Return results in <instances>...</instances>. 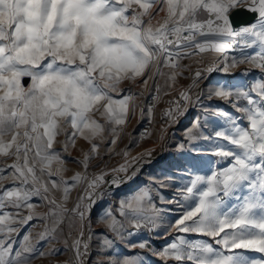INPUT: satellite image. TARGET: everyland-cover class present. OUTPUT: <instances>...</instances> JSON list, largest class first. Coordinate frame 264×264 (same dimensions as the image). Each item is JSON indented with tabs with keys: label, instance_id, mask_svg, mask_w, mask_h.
<instances>
[{
	"label": "snow or ice",
	"instance_id": "obj_1",
	"mask_svg": "<svg viewBox=\"0 0 264 264\" xmlns=\"http://www.w3.org/2000/svg\"><path fill=\"white\" fill-rule=\"evenodd\" d=\"M164 96L162 134L196 114L169 171L145 173L152 151L116 145ZM65 253L264 264V0H0V264Z\"/></svg>",
	"mask_w": 264,
	"mask_h": 264
},
{
	"label": "rangeland",
	"instance_id": "obj_2",
	"mask_svg": "<svg viewBox=\"0 0 264 264\" xmlns=\"http://www.w3.org/2000/svg\"><path fill=\"white\" fill-rule=\"evenodd\" d=\"M185 65L190 64L191 62L188 60L183 61ZM193 68H195V65H193ZM185 75H188V73H185ZM182 83L184 85H187L189 83L188 80H183ZM205 83V82H204ZM208 84V83H205ZM138 91V90H137ZM145 96H148V93H145ZM170 99L168 96H164L162 98L161 103L159 104L158 109L155 113V123L153 126L152 133L147 138H141L140 131L141 126L143 122L146 120H140L139 119V111L137 112V117L134 118L130 124H128L125 128L124 133L122 134V137L120 141H118V144L116 145V151L123 152L125 150L130 149V157L137 156L145 151H152V160L153 163L151 165H145L144 170L145 173L147 172H154L158 175L166 173L170 169V157L172 154V146L175 145L178 141L184 139V132L183 129L189 125L191 122V116L189 115L188 118L182 120V122L177 126L173 125L172 127L168 128L166 133H161V112L167 108L168 104L167 101ZM144 100H138L137 104H143ZM198 143L203 144L204 146H207V142L199 141ZM78 149L82 147L81 142H77ZM162 154H165L162 156ZM205 154V160L213 162V158ZM218 159V158H217ZM123 159L121 156H114L111 160L108 161L109 166H115L119 163H122ZM95 163V162H94ZM217 167H223L226 166V162L221 163L219 165H215ZM146 179V177H145ZM166 194V196L171 197L175 193L174 188H168L163 190ZM74 195L76 194L73 192ZM73 195V197H74ZM165 208H171L173 209L172 215L178 214V207L176 204H169L164 205ZM175 235V233H173ZM33 238V237H32ZM172 236L168 237V240H171ZM35 240V239H33ZM156 245L159 246L163 243H165L164 240H156ZM39 246V245H38ZM53 247L62 248L64 247L63 243L54 244ZM44 251H47V247L43 249ZM136 251H140L139 249H136ZM71 253H65L64 255L60 256L58 259H53L51 257L48 258H37L32 261V264H63L64 261H67L70 257ZM258 255V254H253ZM153 261H155V264H162V262L155 256L151 257Z\"/></svg>",
	"mask_w": 264,
	"mask_h": 264
},
{
	"label": "crops",
	"instance_id": "obj_3",
	"mask_svg": "<svg viewBox=\"0 0 264 264\" xmlns=\"http://www.w3.org/2000/svg\"><path fill=\"white\" fill-rule=\"evenodd\" d=\"M244 67H249L250 68V66H248V65H242L241 66V70ZM236 76L239 77V70L236 72ZM221 78H222L221 75L219 73H216L215 75L212 76V78L210 79V81L208 83H214L215 81L220 80ZM205 103L221 104L220 101L215 100V99L212 100V101H207L206 100ZM191 114H192V116H194L196 113L193 112ZM192 116H191V118H192ZM204 131H205L206 134H211V133H213L214 128H213V126L209 125L207 128L204 129ZM203 142H205V141H203ZM210 158L211 159L213 158V163L217 160L216 157H210ZM68 159L70 161L73 160V159H80V155H79V151H78V146H77V149L76 150H73L72 155L70 157H68ZM67 167L70 169L68 175H71V171L77 170V165L76 164H73V163H69L67 165ZM4 184H5V186H9L10 185V181H7L6 180V181H4ZM73 195H74V193H73ZM75 195H74V197H75ZM41 227L42 226H38V227L32 228L31 231H32V237H33V239H35L36 234L41 231ZM23 234H24V232L21 231V235H23Z\"/></svg>",
	"mask_w": 264,
	"mask_h": 264
},
{
	"label": "built area",
	"instance_id": "obj_4",
	"mask_svg": "<svg viewBox=\"0 0 264 264\" xmlns=\"http://www.w3.org/2000/svg\"><path fill=\"white\" fill-rule=\"evenodd\" d=\"M216 73H214L213 75H215ZM212 75V76H213ZM212 76L208 79V80H206L205 81V83H208L209 81H210V79L212 78ZM161 103V102H160ZM160 103H158L157 104V106H156V110L158 109V107H159V104ZM184 120V119H183ZM154 123H155V120H154V122L153 123H151V124H149V122L147 121V119L143 122V124H142V126H141V131H140V136H141V133L145 130V129H147L148 130V132L150 133V135H151V133H152V130H153V126H154ZM150 135H147V136H145V137H143V138H147V137H149ZM165 154H162V156H164Z\"/></svg>",
	"mask_w": 264,
	"mask_h": 264
}]
</instances>
